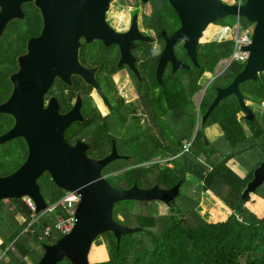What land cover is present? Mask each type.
<instances>
[{
	"label": "flooded vegetation",
	"instance_id": "af4514ba",
	"mask_svg": "<svg viewBox=\"0 0 264 264\" xmlns=\"http://www.w3.org/2000/svg\"><path fill=\"white\" fill-rule=\"evenodd\" d=\"M178 28L166 0H0V106L9 104L10 112L24 113L29 123L37 117L66 120L64 142L85 145L87 160H103L114 149L119 158L113 161L123 167L109 171L106 166L101 171L106 178L130 168L127 162L144 159L179 175L180 163L194 157L199 170L212 142L204 129L210 116L203 118L216 91L226 88L241 69L226 86L215 85L207 96L206 90L223 79L231 64L224 69L220 60L214 75L200 74L206 67L200 43L197 65L180 40L166 44L165 38ZM207 79L210 85L196 101L199 91L193 92L191 84L201 88ZM243 85L238 90L246 104ZM198 103L199 113L193 115L190 110ZM246 106L250 110L249 103ZM238 115V122L247 128L244 115L239 111L235 118ZM15 123L13 115H0V136ZM0 146L8 147L0 163L11 158L9 146L13 147L19 160L16 169L28 155L23 138ZM187 173L169 188L152 185L167 190L180 182L169 208L181 198ZM38 179L59 190L48 173L42 172Z\"/></svg>",
	"mask_w": 264,
	"mask_h": 264
},
{
	"label": "trees",
	"instance_id": "16d2710c",
	"mask_svg": "<svg viewBox=\"0 0 264 264\" xmlns=\"http://www.w3.org/2000/svg\"><path fill=\"white\" fill-rule=\"evenodd\" d=\"M246 23L245 21L242 25L247 26ZM224 33L219 28L213 36L216 39L202 45L199 44L198 48L201 51L202 62L206 64L200 74L204 71L210 72L209 69H213L220 60L231 55L233 41L229 39L221 40L220 37ZM240 69L241 66L236 63L230 65L225 75L228 83ZM209 77L208 74V79ZM263 80L264 77L261 76L260 79L249 83L254 90L248 91V100L264 103ZM199 89L196 82L191 84L193 92ZM244 99L247 101L246 98ZM238 112L233 97L223 100L214 109L204 127L215 125L222 133V139L227 145L228 151L217 155L213 148H209V145L206 147L205 164L203 166L200 164L201 168L199 167V170L194 157L180 163L179 175L172 174L169 169L159 170L154 165L141 167V164L147 162L144 159L127 162L126 166L130 168L116 176L106 178V181L116 189H127L133 183L144 188L152 185L169 188L181 179L185 171L191 172L199 180L200 192L204 193L211 190L234 214L225 223L208 224L194 213V209L199 203L197 205L193 204L191 211L186 208L182 210V207H180L175 210V216L163 217L129 214L127 210L114 207L112 220L121 226L138 229V234H145L144 239H134L133 235L135 234H133L121 238L117 244L110 233L105 234L100 238H103L105 243L108 244L107 257L99 249L98 239L100 238H98L93 242L88 255L90 264H264V209L261 202L258 201L254 211L255 215L248 212L240 200L243 190L252 180L254 169L264 161V122L263 127L255 118L251 122H247L246 126L250 132V137H247L236 121L235 115ZM246 153H253L250 155L261 157L262 161L242 176L233 168L230 162L235 157L244 156ZM43 181L44 179H42V183H44ZM220 186L227 193V199L222 198L218 193L217 187ZM263 187L264 183L254 192L255 194L259 192L262 199H264ZM57 198H60L59 194ZM209 200L215 203L217 207L213 210V218L225 220L229 215L228 210L219 201L212 198H209ZM12 201L17 207L16 209L23 213L22 217L26 218L23 225L26 224L27 217L30 214L29 210L22 201ZM138 204L143 206L152 203ZM208 204L209 201H203V207H209ZM117 216H121L125 221H117ZM23 228L21 229L23 230ZM38 232L39 228L37 231L34 230L33 233L23 234H28L33 242H40L37 239ZM16 235L17 233H13L9 237V242L14 240ZM149 240V245H147ZM12 247L18 252L21 260L17 259L14 253L8 249L5 254L7 253L9 264H24L22 259L29 257V250L18 242V239L13 241ZM0 248L5 249V246L0 243ZM37 260L33 261L34 264ZM57 264L72 263L63 259Z\"/></svg>",
	"mask_w": 264,
	"mask_h": 264
},
{
	"label": "water",
	"instance_id": "95a60500",
	"mask_svg": "<svg viewBox=\"0 0 264 264\" xmlns=\"http://www.w3.org/2000/svg\"><path fill=\"white\" fill-rule=\"evenodd\" d=\"M175 12L179 28L168 38L166 44L175 40L183 43L193 64L196 62V48L203 32L209 25L225 17L243 18L252 25L250 43L242 50L247 59L241 70L226 88L218 89L213 103L208 108L204 120L223 100L233 97L246 122L253 120L238 90L240 85L254 82L258 74L264 73V0H246L241 6L229 5L222 0H166ZM210 85L207 83L203 93ZM0 115H13L15 125L0 136V144L16 138H23L28 146L25 161L10 175L0 177V201L11 199L31 201L35 213L46 208L37 179L42 172L48 173L56 188L63 192H77L80 203L75 213V224L70 231L54 243L43 246V254L36 264H57L63 259L72 264H90L88 255L95 240L111 234L117 244L121 238L138 233L112 220L113 207L121 202L161 203L166 207L179 194L180 182L173 188L164 190L157 186L143 189L133 183L128 189L117 190L110 186L101 171L113 160L119 158L114 149L110 156L100 161H90L84 157L85 145L69 146L64 142L63 132L67 121L60 118H34L27 121L24 113L10 112L9 104L0 106ZM38 120V121H37ZM264 183V161L253 171L252 180L241 194L245 205L250 194Z\"/></svg>",
	"mask_w": 264,
	"mask_h": 264
},
{
	"label": "rangeland",
	"instance_id": "374dc122",
	"mask_svg": "<svg viewBox=\"0 0 264 264\" xmlns=\"http://www.w3.org/2000/svg\"><path fill=\"white\" fill-rule=\"evenodd\" d=\"M223 2H227L228 0H222ZM241 23H245V21L243 19L240 18ZM237 22V18L236 17H225L223 19H220L216 22H214L212 25L209 26L208 30L206 31V33L204 34L203 38L200 40V44H205L206 42H210L212 41V39L214 38V34L215 32L222 26H229L232 27L235 23ZM247 26H251V24L246 23ZM211 39V40H210ZM238 66H242L241 64L236 63ZM222 68H224V64H221ZM211 74L214 75V71L215 68L213 69H209ZM263 76L264 77V73L258 74L256 79H260V77ZM209 80H202L201 82V88L198 90L199 92L196 94V101L198 100V95L199 94H203V90L205 85L207 84ZM264 82V80H263ZM227 79H225V76L223 77V79H219L218 81H216L214 84H212V86L210 88H208L206 90V95L209 96L212 88L215 85H220V86H226L227 85ZM250 83V82H249ZM249 83L244 84L243 86H241V91L243 92V94H248L249 90H254L252 89L253 86L249 85ZM213 96H211L207 101V104H210L211 99ZM248 103H249V108L252 111L253 114V118L257 119L258 123H260V125H263L264 122V103H257V102H253L250 99L248 100V97L246 98ZM230 100V99H229ZM194 101V99H193ZM195 103V101L193 102ZM248 103H246V105H248ZM193 108L190 110L191 113L193 115H195L198 112V108H199V103L198 104H193ZM204 108V107H203ZM205 109H203L202 111H204ZM241 115H238L236 118V121L238 122V120L240 119ZM243 130V132H245V135L247 137H250V132L249 130L244 126L245 123L244 122H238ZM209 124V123H207ZM263 127V126H262ZM205 129V135L207 136V140L208 142H210V146L209 148H213L215 153H217V155L225 153L228 151V147L227 145L224 143L223 139L220 137V133L218 131V129L216 128L215 125L209 126V127H204ZM264 129V128H263ZM192 134H195V130L192 131ZM216 139V140H215ZM215 140V141H214ZM8 150V147H2L0 146V157L2 155V153ZM9 151L11 154V158L9 159V157H7V161L6 162H1L0 163V175H7L11 172H13L14 169H16L18 163V159L16 156L15 151L13 150L12 146H9ZM253 153H246L244 154V156H237L235 157L230 164L233 165V168L242 176H244L250 169H252L256 164H258L260 161H262L261 157H258L256 155H250ZM262 163V162H261ZM122 162L119 161H113L111 162L108 167L107 170L111 171V170H117L120 169L122 166ZM149 163H143L140 166L141 167H146L148 166ZM106 170V172H107ZM41 179H38L37 182H39V189L40 192L42 194V197L44 198V201L47 205H50L52 203H54L58 198V194L59 197L62 196L63 191L62 190H55V188L52 186L50 187V184H48L45 180L43 181L44 183L40 182ZM186 180L187 182L184 183L180 189L182 193L181 198L176 199L175 204L172 208L166 207L165 205L161 204V203H157V202H153L151 205H139L138 203H134V202H121L116 204L114 207H119L122 208L124 210H127L129 214H134V215H152L154 217H163V216H173L175 213V210L179 209L180 207L189 209L190 211L192 210V206L197 205L199 203V205L194 209V213L197 214L204 222L208 223V224H221V223H225L230 216H232L234 214V212L228 208L226 205H224L222 203V201L217 198L215 196V194L210 190L204 193H201L199 191L198 186H196L199 183V180L196 179V176L193 175L191 172L187 173L186 176ZM114 184V183H113ZM140 188V187H139ZM264 189V187L262 188ZM217 191L218 193H220V196L222 198L227 199V193L224 191V188L222 186L217 187ZM209 198H212L214 200H217L221 203V205H223V207H225V209L228 210L229 215L225 218V220H218V219H214L213 218V210H215L216 204L211 202L209 200ZM203 201H209L208 206L209 207H203ZM258 201L261 202V206L264 209V199H262L259 196V192L258 193H252L250 194V198L248 200V202L245 203L244 208L248 211L251 212L253 214L256 215L255 208L258 205ZM244 205V204H243ZM113 207V209H114ZM17 207H15L14 202L11 199H6V200H2L0 201V243H2L5 246V249L0 248V255L1 259H0V264H9L8 262V258H7V253L5 254V251L7 250L8 246L10 244L13 243L14 240L18 239V242L22 243L30 252L29 257L27 258H23L22 261L24 264H34L33 261L35 260H39V258L42 256L43 254V246L44 245H49L54 243L59 237L56 235H53L50 239H44L40 242H33L32 239L30 238V236H28V234H23V230L21 228H25V226L27 225L24 224L23 222L26 221L25 217H22L23 213L20 212L19 209H16ZM27 222L29 221V217H27ZM34 218H36V222L35 224L32 226V229L37 231L39 226L44 224V223H52L54 218L51 215H40V213H35L34 214ZM117 221L120 222H124L125 219L122 218L121 216H117L116 217ZM22 225V226H21ZM132 226V225H129ZM134 226V225H133ZM23 228V229H24ZM13 233H17V235L15 236L14 240H12L11 242H9V237L13 234ZM134 239H144L145 234H135L133 235ZM100 245H99V249L101 250L102 253L105 254V256L107 257V253H108V244L105 243V240L103 238L98 239ZM150 240L148 241L147 245H149ZM14 247H10V251L12 253H14V255L17 257V259H20V256L18 254V252L13 249ZM37 260V261H38ZM37 263V262H35ZM17 264V263H14Z\"/></svg>",
	"mask_w": 264,
	"mask_h": 264
},
{
	"label": "built area",
	"instance_id": "2783aa9c",
	"mask_svg": "<svg viewBox=\"0 0 264 264\" xmlns=\"http://www.w3.org/2000/svg\"><path fill=\"white\" fill-rule=\"evenodd\" d=\"M246 0H228L226 3L229 5L241 6ZM225 33L221 35L220 39H229L233 41L232 53L226 58L222 59L221 63L224 64V69L232 63L244 64L247 59V52L243 51L242 48L250 43V37L252 33L251 26H243L240 18H237V22L232 27H220ZM213 39H216L214 37ZM212 39V40H213ZM189 145H183L182 148L186 149ZM25 207L29 210V221L23 229V233H33L32 226L36 222L34 218V207L30 200L24 198L21 200ZM80 203V196L77 192H63L62 196L58 198L54 203L47 205L45 210L40 215H51L54 220L52 223H44L39 226V232L37 239L42 241L49 239L53 235L61 237L68 233L75 224V213L78 204ZM12 250V244L7 248ZM0 255V259H1Z\"/></svg>",
	"mask_w": 264,
	"mask_h": 264
},
{
	"label": "bare ground",
	"instance_id": "6f19581e",
	"mask_svg": "<svg viewBox=\"0 0 264 264\" xmlns=\"http://www.w3.org/2000/svg\"><path fill=\"white\" fill-rule=\"evenodd\" d=\"M209 26H210V25H209ZM209 26H208L207 29L203 32V35H202L201 39L203 38L205 32L208 30ZM201 39H200V40H201Z\"/></svg>",
	"mask_w": 264,
	"mask_h": 264
}]
</instances>
